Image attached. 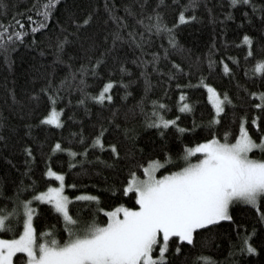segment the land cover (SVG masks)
Returning a JSON list of instances; mask_svg holds the SVG:
<instances>
[{
  "label": "trees",
  "instance_id": "trees-1",
  "mask_svg": "<svg viewBox=\"0 0 264 264\" xmlns=\"http://www.w3.org/2000/svg\"><path fill=\"white\" fill-rule=\"evenodd\" d=\"M193 2L196 4L194 10L190 7L184 10L185 15L195 16V19L181 23L179 11L189 0H58L46 21L47 27L33 33L28 18L39 21L47 0H5L6 7H0V24L15 27L13 22L22 20L25 36L20 41H13L6 50L0 49V208L5 205L12 208L13 201L9 198L16 194L17 188L22 189L20 199H29L34 195L32 187L38 192L45 190L48 184L57 186L54 178L44 175L47 167H52L65 172L64 190L69 197L93 194L100 198L99 204L71 200V214L81 220L95 219L98 223H106V212H99L98 208L111 210L121 204L137 206L132 193L125 194L124 186L129 181V173L143 176V167H137L138 164L146 165L153 159L163 162L170 155L171 165L165 163L156 174L174 171L176 166H183L182 159L176 158L182 155L186 144L211 138L209 127L221 139L225 132L230 134V140L234 139L239 134L241 117H247L249 133L259 142V137L264 135V124L258 129L251 120L254 116H264L256 107L264 103L260 100V94L264 93V74L254 73L257 60L264 57L261 13L252 12L248 6L249 16L245 17V6L229 7L230 0ZM254 3L264 6V0H254ZM153 10L161 13L166 24L176 26L174 35L180 47L169 48L167 57L163 55L167 35L149 34L144 25L137 23L141 16L145 18L144 24L150 23L147 17ZM111 14L123 17L127 22V27L120 30L123 35L126 36L130 28L144 33L143 51L127 39L117 41L113 47L112 34L117 26L110 18ZM86 19L89 20L87 25L83 23ZM244 33L253 38L254 57L247 56L248 46L242 43ZM63 35H69V42L58 53V40ZM105 49L111 50L106 54V63L95 75L85 77L82 92L78 87V69L82 64H95V58ZM153 53H160L157 70L150 64L145 68L140 63L141 57L151 60ZM209 57L214 61L211 67ZM172 61L181 65L182 74L176 72ZM121 64L129 72L122 73ZM223 64L232 69L230 75ZM143 71L148 73V84L141 75ZM73 72H76V81L72 80ZM169 73H176L171 81ZM108 79H122L128 82V87H114V102L101 106L90 97L97 94ZM61 80L66 81L65 86L52 106L63 109V125L41 124V116L50 109L47 94L41 90H55ZM204 83L231 98L232 103L226 104L218 124L209 123L215 116V109ZM178 84L182 87L177 88ZM182 92L186 96L183 102L191 105V111L179 110ZM253 92L257 95L252 96ZM85 94V103H79ZM154 100L166 104V117H179V128L185 131L181 132L175 126L167 129L147 126L146 112H150ZM140 102L145 111H141ZM101 125L107 129L105 142L118 145V159L107 149H90L86 157H79L83 161L82 167L69 168L68 153L53 151L52 146L59 140L63 147L83 152ZM125 129L129 130L127 134ZM81 137L87 143L82 142ZM29 144L34 160L26 162L24 148ZM256 153L259 159L264 158V151ZM199 155L193 154L191 159ZM26 169L29 170L27 175ZM25 185L32 187L24 191ZM33 207L37 239H50L51 236L40 235L50 232L63 242L68 235L63 217L47 202L34 201ZM230 212L231 221H221L208 231L198 230L194 244L178 240L170 244L169 264H193L194 257L199 254L213 257L217 264H264V220L252 206L242 202L231 205ZM22 219V215L19 219L11 218L8 221L11 227L0 230V238L18 236L23 228ZM246 233L257 249L255 253L239 251ZM177 244L182 246L180 253L175 252ZM154 251L159 254L158 249ZM21 256L26 254L16 253L13 264H20Z\"/></svg>",
  "mask_w": 264,
  "mask_h": 264
},
{
  "label": "snow or ice",
  "instance_id": "snow-or-ice-1",
  "mask_svg": "<svg viewBox=\"0 0 264 264\" xmlns=\"http://www.w3.org/2000/svg\"><path fill=\"white\" fill-rule=\"evenodd\" d=\"M58 4V0H47L40 12V20L29 22L32 25L31 31L35 33L39 29L47 27L46 21L49 18L51 9ZM245 6L244 16L248 17L247 7L251 6L252 12L259 11L261 19L264 20V6H258L254 0H230L229 7ZM0 7H6L5 0H0ZM143 7V6H142ZM190 7L193 10L196 4L193 0L185 5L178 14V21L183 23L194 20L195 16L185 15L184 8ZM130 14V8H126ZM110 18L116 24V31L112 34L113 47L117 41L127 39L143 51L146 42L144 33H137L134 28H130L127 35L121 33V29L127 27V22L123 17L111 14ZM231 18V17H230ZM144 17L141 16L137 23L144 25L149 34L155 32L157 35L166 34L168 37L167 47L164 48L163 55L169 54V48H179V42L174 35L175 25L166 24L161 19V13L153 10L147 19L150 21L144 24ZM15 27L0 24V49H5L13 41H20L25 36L22 20L13 22ZM87 25L89 20H84ZM77 27L80 24L77 23ZM66 31V30H62ZM139 37V39L137 38ZM69 42V35H63L58 40L57 52H61ZM242 43L248 46L247 56L254 57L252 51L253 38L244 33ZM110 49H105L104 53L96 57L95 64L81 65L78 71V87L83 92L86 84L85 77L89 74L95 75L97 69L106 63V54ZM60 57L57 56V59ZM160 60V53H153L151 60L140 58V63L146 68L149 64L153 70H157ZM214 61L209 57V67ZM177 73H183L184 69L176 61H172ZM224 69L231 74L232 69L227 64H223ZM91 70V71H90ZM122 73L129 72L123 64L120 65ZM254 73L264 74V57H260L254 65ZM148 84V73L141 72ZM176 73H169L168 79L175 78ZM72 80H77L76 72L71 73ZM65 80H61L55 90L44 88L41 91L47 94L50 109L43 114L40 119L41 124L55 125L61 127L63 120L61 114L63 109L52 106L57 103V98L61 88L65 86ZM71 83V81H69ZM117 86L128 87V82L124 80L115 81L108 79L102 88L90 99L101 106L107 102L109 105L114 102L112 89ZM182 85H177L181 88ZM204 88L208 90V99L212 102L215 109V116L209 122L218 124L220 114L225 113L226 104H231V98L227 94L223 96L217 89L208 83H204ZM35 95V93H34ZM256 96L257 93H251ZM87 94L81 98L79 103L84 104ZM179 110L181 112L191 111V105L183 102L186 99L182 92L180 97ZM260 100L264 102V93L260 94ZM141 104V111L145 109ZM150 112H146V125L149 127L164 128L175 126L179 131V117L167 118L166 110L168 106L160 100L151 102ZM264 113V103L256 105ZM115 115V112H114ZM259 121V123H258ZM247 117H241L239 122V134L234 139H229L230 134L224 133V138H219L209 127L211 138H204L195 144H186L181 156L176 159L183 161V166H176L174 171L166 172L164 175H157L156 170L163 168L165 163L171 165V156L166 161L159 159L150 160L146 165L138 164L143 167V176L136 175L135 172L129 173V181L124 186V192L132 193L137 206L128 207L123 204L111 209L98 208L99 212H106L107 222L98 223L95 219L91 221L81 220L71 214L70 201L84 200L87 202L100 203V198L93 194H81L79 197H69L65 192V172L56 171L52 167H47L45 176L54 178L58 186L48 184L45 190L36 191L31 185H25L24 191L32 187L34 195L29 199H20L19 193L22 189L17 188L16 194L11 199L12 208L7 205L0 208V230L10 228L8 221L22 215V231L12 239L0 238V264H13V257L16 253H23L26 256L20 257V264H169L167 253L169 246L179 242L194 244V237L197 231H208L217 227L221 221H231L233 219L230 207L236 202H243L252 206L258 213L261 220H264V158L257 159L249 153L253 149L264 151V135L259 137V142L248 130ZM251 124L261 129L264 124V116H254ZM119 128V125H117ZM125 134L129 132L125 129ZM107 129L101 125L100 130L91 137V143L83 152L78 153L71 147H63L61 141L57 140L52 146L54 152H67L69 168L77 165L83 166V161L79 157H86L89 150L92 151L105 149L109 150L114 158L120 157V150L116 143H106L104 136ZM162 135L164 133H161ZM81 141L87 143L83 137ZM26 162L34 160L32 146L26 145L24 148ZM199 153V157L191 159L193 154ZM99 159V158H97ZM106 163V162H105ZM26 169L25 175L28 174ZM47 202L52 205L55 212L63 217L64 228L67 231V238L63 242L55 238L51 233H42V237L51 236L50 239H37V232L33 224L35 209L33 202ZM158 249V253L154 250ZM182 251L181 244H177L176 253ZM239 251L255 253L256 247L248 240L246 233L242 237ZM193 264H217L213 257L199 254L194 257Z\"/></svg>",
  "mask_w": 264,
  "mask_h": 264
},
{
  "label": "rangeland",
  "instance_id": "rangeland-1",
  "mask_svg": "<svg viewBox=\"0 0 264 264\" xmlns=\"http://www.w3.org/2000/svg\"><path fill=\"white\" fill-rule=\"evenodd\" d=\"M259 149H253L252 150V152H250L249 154L251 155V156H253L254 158H256L257 157V151H258ZM196 154H199V153H196ZM257 159H259L258 157H257ZM157 171V170H156ZM58 186V185H57ZM46 202V201H45ZM243 203V202H242Z\"/></svg>",
  "mask_w": 264,
  "mask_h": 264
}]
</instances>
